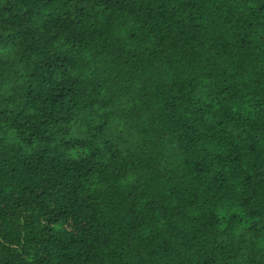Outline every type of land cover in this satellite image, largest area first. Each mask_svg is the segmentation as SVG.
<instances>
[{
	"label": "trees",
	"instance_id": "16d2710c",
	"mask_svg": "<svg viewBox=\"0 0 264 264\" xmlns=\"http://www.w3.org/2000/svg\"><path fill=\"white\" fill-rule=\"evenodd\" d=\"M0 264H264V0H0Z\"/></svg>",
	"mask_w": 264,
	"mask_h": 264
}]
</instances>
